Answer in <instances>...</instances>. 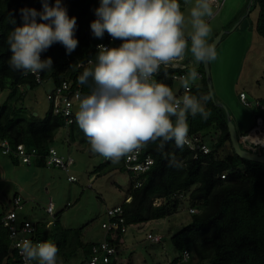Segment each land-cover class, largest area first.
Returning a JSON list of instances; mask_svg holds the SVG:
<instances>
[{
    "label": "trees",
    "instance_id": "1",
    "mask_svg": "<svg viewBox=\"0 0 264 264\" xmlns=\"http://www.w3.org/2000/svg\"><path fill=\"white\" fill-rule=\"evenodd\" d=\"M50 3H54V0H50ZM62 3L69 17L76 18L74 36L79 43L71 54H67L60 43H54L41 53L42 60L50 57L53 62L52 71L42 72V77L43 80L53 78L56 85L69 81L73 88H77L80 84L78 77L92 66L90 62L95 61L97 54L99 39L94 37L90 24L97 18L94 10L100 6V0H62ZM256 7L260 9L256 31L264 38V0H254L251 11ZM22 8L43 10L40 0H0V88L8 86L14 89L9 96L11 101L21 85L33 88L39 84L33 76L25 75L23 71H13L8 66L11 52L7 37L14 27L22 24L19 11ZM105 41L110 47H118L122 43L119 39L106 38ZM186 70L181 67L163 68L162 72L170 75L163 83L174 89L176 80L173 74H181ZM199 71L202 79L191 90V94L197 97L210 91L204 63H200ZM81 87L85 94L90 91L86 85ZM205 107L211 111L207 120H202L200 115L188 116V135L203 134L210 127H216L218 138L212 146L208 144L210 152L191 150L186 145L181 151L174 142H168L163 149L158 147L159 141L156 144L149 143L145 153L155 158V164L139 177L143 180L141 186H135L136 177L131 180L128 194L120 204L126 224L147 222L176 213L181 204L180 195L189 192L190 206L199 208L200 212L193 213L191 221L172 236L179 254L170 261L171 264H264V163L237 155L231 143L227 121L220 109L212 101ZM251 110L255 123L258 117L264 121V109L251 107ZM20 111L12 106L9 99L0 105L1 135L12 145L22 142L29 147H36L40 154L45 155L57 131L67 126L64 117L55 115L51 106L43 118L34 114L20 115ZM69 128L72 138L78 135L81 141H88L75 121ZM203 137L205 139L204 134ZM228 143L231 145L229 149ZM223 151L224 155L221 154ZM11 157L19 163L16 157ZM173 158L182 162V167H170L169 161ZM35 163L40 167L47 166L44 157ZM111 163L110 160L106 162ZM106 164L99 165L95 171H102V166ZM121 169L126 171L123 161ZM36 223L39 239L51 240L58 247V264H85L92 256L95 243L83 240L82 229L65 228L59 221L51 226L46 221ZM122 235L119 232L116 239L111 236L108 239L119 249ZM185 250L191 254L193 252L188 261H182ZM19 262L8 230L0 229V264ZM100 264L119 262L116 256H112L109 262Z\"/></svg>",
    "mask_w": 264,
    "mask_h": 264
},
{
    "label": "clouds",
    "instance_id": "2",
    "mask_svg": "<svg viewBox=\"0 0 264 264\" xmlns=\"http://www.w3.org/2000/svg\"><path fill=\"white\" fill-rule=\"evenodd\" d=\"M40 2L42 11L19 10L22 24L7 37L9 68L37 77L52 71V59L42 60L41 53L60 43L71 54L79 43L74 36L76 18L69 17L62 0ZM213 2L194 0L186 17L178 0H100L94 10L97 18L90 24L94 37L102 39L107 32L122 43L118 47L98 44L92 66L78 77L90 91L78 96L75 122L93 153L116 164L158 141L160 149L174 142L182 151L188 143V116L200 115L202 120L211 116L205 105L215 101L214 92L191 94L199 78L195 69L181 79L185 89L181 97L154 77L161 65H170L186 51L196 63L217 59L216 48L208 40ZM169 166L180 168L182 162L173 158ZM17 247L27 264H58L59 249L51 240L34 243L24 238Z\"/></svg>",
    "mask_w": 264,
    "mask_h": 264
},
{
    "label": "rangeland",
    "instance_id": "3",
    "mask_svg": "<svg viewBox=\"0 0 264 264\" xmlns=\"http://www.w3.org/2000/svg\"><path fill=\"white\" fill-rule=\"evenodd\" d=\"M178 1L187 17L194 0ZM249 2L218 0L217 6L213 4L214 16L207 19L212 28L209 43L223 30L228 31L216 47L217 59L210 63L215 98L218 102L223 100L236 118L239 113L245 114L247 129L254 126L255 117L251 108L241 103L240 91L244 90L251 101L263 97L264 38L256 31L259 7L253 9L234 31L230 30L246 14ZM180 59L179 65H188L189 71L194 69L196 61L190 51ZM180 86L181 80H176L173 91L176 93ZM55 87L53 78L33 88L21 85L12 101L9 96L14 89L0 88V105L9 99L14 108L21 110L20 115L37 113V117L43 118L51 106L47 96ZM215 128L205 130H210L205 135L210 146L216 141ZM52 145L61 155L75 159L69 173L56 166L17 163L10 160L11 155L0 152V214L12 208V199L18 194L24 199V208L19 211L21 217L33 222L46 221L49 226L59 221L65 228H80L85 242L103 240L106 229L102 224L108 220L107 210L124 201L135 176L121 169L123 158L119 163L106 164L107 159L93 153L88 141H81L78 135L75 139L71 137L69 126L57 131ZM101 164H106L102 171H95ZM69 175H74L76 180L70 181ZM189 196V192L183 195L179 210L172 215L128 225L116 255L119 264H169L179 254L172 236L191 221ZM51 201L54 215L47 212ZM148 234L160 235L162 241L155 242Z\"/></svg>",
    "mask_w": 264,
    "mask_h": 264
},
{
    "label": "built area",
    "instance_id": "4",
    "mask_svg": "<svg viewBox=\"0 0 264 264\" xmlns=\"http://www.w3.org/2000/svg\"><path fill=\"white\" fill-rule=\"evenodd\" d=\"M213 4L218 5V0H214ZM106 38L113 40L112 37L107 32H105L103 38L99 39L98 44H104L105 46L110 47V44L105 41ZM166 67H181L187 69L186 65H179L178 59L172 62L170 65H161L159 73L154 77V79H156L158 82L163 83L164 79L170 76L167 72H162V69ZM188 72L189 70L187 69L184 73L173 74V78L175 80H181L187 75ZM197 73L199 78L193 85L197 84L202 79V73L199 71H197ZM25 75L33 76L35 81L39 84L43 82L42 73H40L38 77L30 72L25 73ZM82 94L85 93L82 91L80 84H78L77 88H73L69 81H63L60 85H56L55 89L47 96L51 103L53 113L55 115L63 116L67 126H70L75 121V107L78 105V96ZM184 94L185 89L180 86L176 92V95L181 97ZM240 98L243 105L246 107L264 109V97L251 101L248 98V94L243 91L240 92ZM239 137L241 144L245 149L263 153L262 151H264V144L258 143V141L264 142L263 119L258 117L254 126L249 129L247 133ZM186 146H188L191 150L203 151L204 153L210 152V147L201 133L188 135V143ZM0 152L3 155L14 156L19 161L27 164L36 162L41 157H44L47 161V166L59 167L65 170L67 173H69L70 167H72L75 163V159L73 157L70 155H61L53 145L50 146L48 153L42 155L39 153L36 147H29L25 143L21 142L16 145H12L7 138L1 135V133ZM123 163L126 171L132 173L136 177V182L134 184L136 187H139L143 184V180L139 177L152 169L155 164V158L151 154H146L144 148L138 153L133 154L131 158H123ZM223 177H225V175H223ZM68 179L70 181H75L76 177L74 175H69ZM180 196L183 197V194ZM129 200L130 198L127 199V201ZM12 203L13 206L11 209H8L0 214V229L6 228L8 230L12 247L17 252L20 260L19 264H27L20 252V249L17 247L18 243L24 238H28L34 243L41 242L43 240L39 239L37 223L19 215V211H22L24 208L23 197L18 194L15 195L12 199ZM47 212L51 215H54V203L52 201L47 207ZM198 212H200L199 208L190 207V213L193 214ZM107 216L108 220L102 224V227L106 229L105 237L103 240L93 245L92 256L86 260L85 264H100L101 262L107 263L111 260L112 256H116L118 253V247L114 244H111L108 237L111 236V238L116 239L119 232L125 233L127 231L128 225L126 224V220L123 215L122 206L118 205L113 208H109L107 210ZM148 238L155 242H160L162 240L160 235L148 234ZM120 241L123 242V239L121 238ZM186 252L188 253L187 258L185 257ZM191 256V252L189 250H185L182 254V261H188ZM31 264H37V262L33 261ZM169 264H171V262Z\"/></svg>",
    "mask_w": 264,
    "mask_h": 264
},
{
    "label": "water",
    "instance_id": "5",
    "mask_svg": "<svg viewBox=\"0 0 264 264\" xmlns=\"http://www.w3.org/2000/svg\"><path fill=\"white\" fill-rule=\"evenodd\" d=\"M253 2H254V0H250L249 5L247 6L246 14L243 15L235 23V25L233 26V28L230 31H234L238 27V25H240L242 23V21L250 14ZM226 33H228L227 30H223L222 32H220L217 35V37H215V39L213 40V42L211 44H214V46L216 48ZM204 69H205V74H206V79L208 82L209 89L214 92L211 64L210 63H204ZM28 87L31 88L30 86H28ZM214 95H215V93H214ZM214 102L216 103L217 107L220 109L221 113L223 114L224 118L227 121L231 143H232L233 149L235 150L237 155H239L242 158L251 160V161L264 163V154L263 153H260L259 151H251V150L245 149L243 147V145L241 144L236 125L234 123L232 115H231L229 109L227 108V106L223 103L216 101V98H215ZM34 115L37 116L38 114L35 113Z\"/></svg>",
    "mask_w": 264,
    "mask_h": 264
},
{
    "label": "crops",
    "instance_id": "6",
    "mask_svg": "<svg viewBox=\"0 0 264 264\" xmlns=\"http://www.w3.org/2000/svg\"><path fill=\"white\" fill-rule=\"evenodd\" d=\"M215 5V4H214ZM217 6V5H216ZM182 58V57H181ZM180 59V58H179ZM182 59H180L179 61H181ZM186 66H188V65H186ZM199 66H200V63H196V65H195V67H194V69L196 70V71H199ZM188 69V68H187ZM198 69V70H197ZM200 72V71H199ZM264 76V75H263ZM264 81V80H263ZM200 82V81H199ZM198 82V83H199ZM244 90H241L240 92H243ZM245 92V91H244ZM262 96H264V84H263V95ZM258 97H261V96H258ZM239 98H240V94H239ZM240 101H241V103H242V100H241V98H240ZM219 102L220 103H223V104H225L226 105V103L223 101V100H219ZM243 104V103H242ZM228 108V107H227ZM229 109V108H228ZM230 111V110H229ZM230 113H231V111H230ZM232 115V114H231ZM232 118H233V120H234V123H235V125H236V128H237V131H238V135L239 136H241V135H243L244 133H245V131L246 130H248L247 129V127H246V116H245V114L244 115H242L241 113H239L238 115H237V118H236V115H232ZM244 118V119H243ZM216 130L214 131V133L213 134H215V136H216V140H217V138H218V131H217V128H215ZM209 132H210V130L209 131H203L202 133L204 134V135H207V134H209ZM230 146V145H229ZM227 147H228V144H227ZM230 147H228V149H229ZM10 160L11 161H15V159H11L10 158ZM17 195V194H16ZM118 206V205H117ZM26 218V217H25ZM28 219V218H27Z\"/></svg>",
    "mask_w": 264,
    "mask_h": 264
}]
</instances>
